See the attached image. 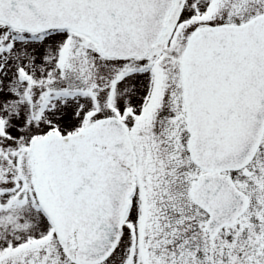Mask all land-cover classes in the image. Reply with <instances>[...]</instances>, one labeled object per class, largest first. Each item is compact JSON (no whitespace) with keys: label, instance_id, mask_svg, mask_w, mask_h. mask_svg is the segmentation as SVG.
Masks as SVG:
<instances>
[{"label":"snow or ice","instance_id":"obj_1","mask_svg":"<svg viewBox=\"0 0 264 264\" xmlns=\"http://www.w3.org/2000/svg\"><path fill=\"white\" fill-rule=\"evenodd\" d=\"M0 264H264V0H0Z\"/></svg>","mask_w":264,"mask_h":264}]
</instances>
